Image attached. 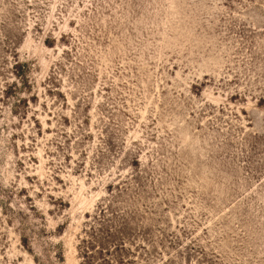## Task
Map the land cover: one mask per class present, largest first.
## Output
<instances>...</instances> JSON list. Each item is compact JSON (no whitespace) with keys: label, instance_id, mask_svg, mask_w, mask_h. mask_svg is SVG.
<instances>
[{"label":"rangeland","instance_id":"1","mask_svg":"<svg viewBox=\"0 0 264 264\" xmlns=\"http://www.w3.org/2000/svg\"><path fill=\"white\" fill-rule=\"evenodd\" d=\"M0 264H264V0H0Z\"/></svg>","mask_w":264,"mask_h":264}]
</instances>
